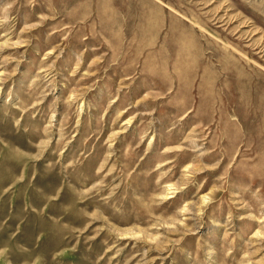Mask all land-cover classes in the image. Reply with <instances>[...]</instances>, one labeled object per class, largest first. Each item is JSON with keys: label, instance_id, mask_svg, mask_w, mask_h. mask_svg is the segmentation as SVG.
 <instances>
[{"label": "rangeland", "instance_id": "1", "mask_svg": "<svg viewBox=\"0 0 264 264\" xmlns=\"http://www.w3.org/2000/svg\"><path fill=\"white\" fill-rule=\"evenodd\" d=\"M0 264H264V0H0Z\"/></svg>", "mask_w": 264, "mask_h": 264}]
</instances>
